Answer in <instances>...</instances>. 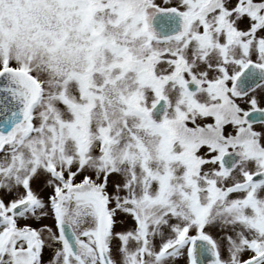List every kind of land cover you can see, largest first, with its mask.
<instances>
[{
    "label": "snow or ice",
    "instance_id": "1",
    "mask_svg": "<svg viewBox=\"0 0 264 264\" xmlns=\"http://www.w3.org/2000/svg\"><path fill=\"white\" fill-rule=\"evenodd\" d=\"M0 264H264V0H0Z\"/></svg>",
    "mask_w": 264,
    "mask_h": 264
}]
</instances>
